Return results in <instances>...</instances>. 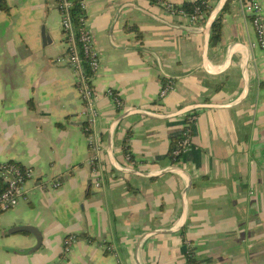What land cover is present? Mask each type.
<instances>
[{
	"label": "crops",
	"instance_id": "crops-1",
	"mask_svg": "<svg viewBox=\"0 0 264 264\" xmlns=\"http://www.w3.org/2000/svg\"><path fill=\"white\" fill-rule=\"evenodd\" d=\"M169 1L194 0H86L99 59L90 80L96 117L87 126L58 10L48 0H6L9 11L0 10V161L30 166L36 176L24 184L26 199L0 214V264H185V242L201 264H264V49L247 48L255 33L237 2L227 1L221 40L209 46L208 60L221 72L231 53H249V89L241 103L194 109L192 147L177 162L170 148L186 112L166 119L130 114L112 125L123 111L107 89L125 110L156 114L192 103H231L241 94L243 56L219 76L207 74L203 29L171 15L163 5ZM218 2L209 0L213 9ZM43 25L51 38L46 46ZM169 80L172 88L159 98ZM87 127L103 147L94 173ZM127 134L133 164L124 151ZM108 140L121 167L160 172L179 166L187 174H122L109 162ZM188 177L185 224L174 232ZM20 225L40 231L37 249L32 233L13 230ZM152 230L161 233L137 244ZM69 234L77 240L63 254Z\"/></svg>",
	"mask_w": 264,
	"mask_h": 264
},
{
	"label": "built area",
	"instance_id": "built-area-1",
	"mask_svg": "<svg viewBox=\"0 0 264 264\" xmlns=\"http://www.w3.org/2000/svg\"><path fill=\"white\" fill-rule=\"evenodd\" d=\"M53 3V6L58 10L60 14V25L63 33V37H68V41L65 42L66 45V60L70 65L74 73V80L76 88L79 92L81 100L83 102V108L80 112V116L85 120L88 125L93 124L96 117V110L94 108V101L98 95L93 92L87 77L83 74V69L81 65V60L78 54V47L76 40L74 38V27L71 22L70 17V7L72 0H48ZM237 2L239 9L243 15H245L255 33V38L247 44V48L252 50L253 48L264 49V12L263 5L260 0H233ZM80 8L83 12V17L81 18L82 26L78 28L80 31V36L78 40L82 44V51L84 54L89 55V65L91 69L95 72L98 65L99 59L97 52L93 48L91 35L86 26L85 10H86V0H78ZM164 7L171 13V15L180 18L181 20L187 22L191 25H196L198 29H203L200 25L201 19L205 14L200 13L198 8H195L192 12L186 11L182 7V3L166 2L163 3ZM91 80V79H90ZM172 88V82L166 81L160 89L159 98H163L168 91ZM105 94L115 105V107L121 111L125 110L124 103L118 97V95L111 89H107ZM196 118L195 112L189 110L185 114V121L182 127L180 136L174 147L171 149V158L174 162L180 159V157L185 154L192 147L191 132L192 124ZM88 129L89 128H85ZM87 146L90 152L89 164L91 165L92 173L96 172V162L101 159L103 153V147L99 140L96 139L91 134H87ZM129 161V157H127ZM132 163V161H131ZM133 164V163H132ZM129 169H136L132 165L127 167ZM36 174L34 169L30 166H22L13 161H0V180L4 183L5 188L0 192V214L7 211L19 202L21 199H26L24 184L27 180L35 178ZM100 181H94V187L100 186ZM59 182H52V186L56 187ZM77 236L69 234L63 239V254H68L74 242H76ZM186 248L191 247L189 243H186ZM106 250H111V246H105Z\"/></svg>",
	"mask_w": 264,
	"mask_h": 264
},
{
	"label": "water",
	"instance_id": "water-1",
	"mask_svg": "<svg viewBox=\"0 0 264 264\" xmlns=\"http://www.w3.org/2000/svg\"><path fill=\"white\" fill-rule=\"evenodd\" d=\"M227 1L228 0H219V2L216 4V6L214 7V9L212 10L209 17L207 18V20L204 23V27L202 30V34H203V46H202L203 65L202 66H203L204 71L207 74L212 75V76H219L222 72L227 71L234 64V62L238 56H240V55L243 56V58H244L243 88H242L241 94L238 97V99H236V101H234V102L225 103V104L205 103V102L192 103L189 105H185L184 107L178 109L177 111H175L173 113H168V114H156V113H153L150 111L132 108V109H128V110L123 111L118 117H116V119H114V121L112 122V125L117 124L123 117H125L126 115H130V114H139V115L147 117V118L166 119V118L174 117V116H177V115L182 114L184 112H187L189 110H194L197 108H227V107L235 106V105H238L239 103H241L245 99V96H246L247 91L249 89V75H248L249 53L247 51L231 53L228 57L229 61L226 65L225 69L221 72L220 71L216 72L215 70H213L210 63H209V60H208V49H209L208 41H209L210 28L212 26V23L221 15ZM41 41H42L43 46L49 45L51 43V38H50L49 33L47 32L46 28L44 27V25L41 28ZM72 124L81 127L83 125V121H75ZM107 143H108V145L106 148V153H107V156L109 158V162L114 169H116L118 172H120L122 174H133V175L144 176V177H156V176L162 175V174L167 173V172H177L178 171V172H185L186 173V171L179 166L171 167L169 169H166L165 171H160V172H158V171L157 172H150V171H143L140 169H129L126 167H121L113 159L111 147L109 146V140L107 141ZM190 185H191V178L188 177L187 187L184 189V191L182 192V195H181L182 214H181L180 222H179V225L176 227L174 232H178L185 224V198H186L187 189L190 187ZM13 230L28 231V232L32 233L36 237V240H37V244L33 249H37L41 245V233L35 227L30 226V225H20L19 227H16ZM10 231H12V229ZM157 233H161V232L152 230V231H149L148 233H145L144 235H141L138 239L137 244H139V242L142 240V238L144 236L155 235ZM136 264H138L137 261H136Z\"/></svg>",
	"mask_w": 264,
	"mask_h": 264
},
{
	"label": "trees",
	"instance_id": "trees-1",
	"mask_svg": "<svg viewBox=\"0 0 264 264\" xmlns=\"http://www.w3.org/2000/svg\"><path fill=\"white\" fill-rule=\"evenodd\" d=\"M150 2L156 3V2H160V0H149ZM182 7L189 12H192L195 8L199 9L200 13L205 14V16L201 19L202 22H205L207 20V18L209 17L210 13L213 10V7L209 4V0H194L192 2H187L184 1L182 3ZM227 8V3L224 6V10H226ZM0 10L7 13L9 11V6L6 3V0H0ZM223 10V11H224ZM70 11V17H71V22L72 25L74 27V38L76 40V44L78 47V54H79V58L81 60V65H82V69H83V74L87 77V81L90 84V79L93 77L94 75V71L91 69L90 65H89V55H86L83 53L82 51V44L81 42L78 40L79 36H80V31H78V28L82 26V22H81V18L83 17V12L80 8V4L78 2V0H72V4L71 7L69 9ZM135 28H132V30H134ZM221 40V16H219L213 23L212 26L210 28V32H209V46L211 48L216 47L218 45V43ZM68 41V37H63V42H67ZM261 86L264 88V83H261ZM85 133L88 134L89 130L83 128ZM129 134L126 135V138L124 139V151L127 157H129V160L133 161L132 157L130 154H128L127 152V147L126 144L127 143V137ZM174 142L171 144V148L172 149L174 147ZM5 185L4 183L0 180V192L2 190H4ZM185 264H201L195 257L194 255V249L192 247L186 248L185 249Z\"/></svg>",
	"mask_w": 264,
	"mask_h": 264
}]
</instances>
